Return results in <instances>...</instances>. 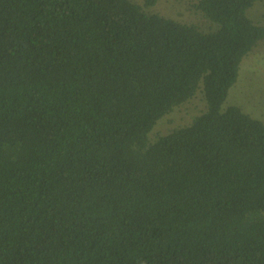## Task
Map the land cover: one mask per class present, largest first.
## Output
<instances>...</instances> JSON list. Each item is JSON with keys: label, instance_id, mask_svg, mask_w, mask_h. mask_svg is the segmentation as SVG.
<instances>
[{"label": "trees", "instance_id": "1", "mask_svg": "<svg viewBox=\"0 0 264 264\" xmlns=\"http://www.w3.org/2000/svg\"><path fill=\"white\" fill-rule=\"evenodd\" d=\"M255 1L0 0V264H264V121L222 108Z\"/></svg>", "mask_w": 264, "mask_h": 264}, {"label": "rangeland", "instance_id": "2", "mask_svg": "<svg viewBox=\"0 0 264 264\" xmlns=\"http://www.w3.org/2000/svg\"><path fill=\"white\" fill-rule=\"evenodd\" d=\"M141 2L142 0H134ZM194 0H157L149 10L188 24L208 29L204 17L191 8ZM248 15L257 23L264 24V0L255 1L248 9ZM229 104L239 105L243 111L264 121V40L259 41L240 66L236 82L230 88L222 108ZM200 95L178 107L159 123L153 134L164 133L171 128L188 122L202 107Z\"/></svg>", "mask_w": 264, "mask_h": 264}]
</instances>
